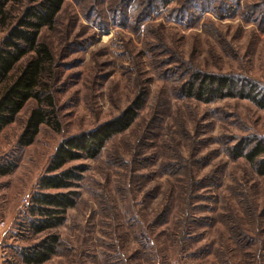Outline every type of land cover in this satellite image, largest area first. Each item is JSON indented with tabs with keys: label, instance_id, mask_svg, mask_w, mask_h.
<instances>
[{
	"label": "rangeland",
	"instance_id": "374dc122",
	"mask_svg": "<svg viewBox=\"0 0 264 264\" xmlns=\"http://www.w3.org/2000/svg\"><path fill=\"white\" fill-rule=\"evenodd\" d=\"M113 1L64 0L55 28L41 34L56 61L60 127L41 126L18 147L29 101L0 133V166L16 163L0 176V264H20L16 251L44 235L25 231L28 208L60 142L117 116L140 90L147 99L132 126L99 159L63 168L89 170L44 264H264V177L227 155L240 139L264 140V109L177 93L199 70L244 77L264 96V0L192 3L184 14L190 0H173L139 28L129 15L112 21ZM92 4L107 27L86 13Z\"/></svg>",
	"mask_w": 264,
	"mask_h": 264
},
{
	"label": "trees",
	"instance_id": "16d2710c",
	"mask_svg": "<svg viewBox=\"0 0 264 264\" xmlns=\"http://www.w3.org/2000/svg\"><path fill=\"white\" fill-rule=\"evenodd\" d=\"M172 1L114 0L106 6L110 7L112 21L122 23L129 15L132 25L139 28L153 11ZM207 1L210 0H190L180 12L186 13L192 3L199 4L200 10ZM227 1L223 0L220 5L227 7ZM63 5L64 0H0V29L4 31L0 39V133L16 120L29 101L35 102L18 137V147L31 145L41 126L55 131L60 127L53 90L57 80L56 61L52 50L41 40V34L55 28ZM99 8L92 4L86 13L96 14L95 23L102 29L107 27V21ZM250 9L257 11L258 7ZM188 75L178 84L177 93L181 98L203 104L240 98L264 109V96L259 87L244 77L199 70H192ZM146 99V90H140L117 116L60 142L45 174L37 182L28 208L25 231L44 235L35 244L16 251L20 264H44L57 253L60 238L54 230L65 222L66 212L76 206L82 175L89 170L86 164L63 168L71 162L99 159L107 144L132 126ZM227 155L233 160L243 159L257 176L264 177V140L240 139L227 149ZM15 167V162H5L0 166V176L12 173Z\"/></svg>",
	"mask_w": 264,
	"mask_h": 264
}]
</instances>
